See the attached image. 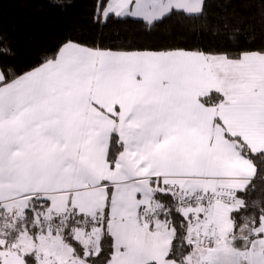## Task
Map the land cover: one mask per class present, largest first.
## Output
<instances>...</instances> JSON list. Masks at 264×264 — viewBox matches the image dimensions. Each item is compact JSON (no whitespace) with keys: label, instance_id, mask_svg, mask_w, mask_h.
<instances>
[{"label":"snow or ice","instance_id":"6c2138e0","mask_svg":"<svg viewBox=\"0 0 264 264\" xmlns=\"http://www.w3.org/2000/svg\"><path fill=\"white\" fill-rule=\"evenodd\" d=\"M0 8V264H264V0H86L22 66Z\"/></svg>","mask_w":264,"mask_h":264},{"label":"trees","instance_id":"16d2710c","mask_svg":"<svg viewBox=\"0 0 264 264\" xmlns=\"http://www.w3.org/2000/svg\"><path fill=\"white\" fill-rule=\"evenodd\" d=\"M86 0H0L3 30L22 66L35 61L85 9Z\"/></svg>","mask_w":264,"mask_h":264}]
</instances>
